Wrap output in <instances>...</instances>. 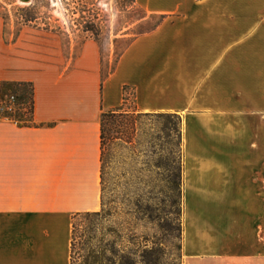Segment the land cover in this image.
Masks as SVG:
<instances>
[{"label": "crops", "instance_id": "obj_1", "mask_svg": "<svg viewBox=\"0 0 264 264\" xmlns=\"http://www.w3.org/2000/svg\"><path fill=\"white\" fill-rule=\"evenodd\" d=\"M157 24L108 74L102 46L4 41L0 81L34 85L0 119V264H71L73 216L102 207L101 115L182 119V264H264V0H134Z\"/></svg>", "mask_w": 264, "mask_h": 264}, {"label": "rangeland", "instance_id": "obj_2", "mask_svg": "<svg viewBox=\"0 0 264 264\" xmlns=\"http://www.w3.org/2000/svg\"><path fill=\"white\" fill-rule=\"evenodd\" d=\"M157 22L145 19L134 0H0L4 41L35 43L52 61L75 58L82 43L95 38L105 75L132 39ZM31 91L28 85L1 89L0 119L8 113L29 123ZM11 94L19 100L7 112ZM25 94L28 98L21 99ZM135 129L130 143L116 140L107 147L100 215L74 221L71 264H182V119L141 116Z\"/></svg>", "mask_w": 264, "mask_h": 264}, {"label": "trees", "instance_id": "obj_3", "mask_svg": "<svg viewBox=\"0 0 264 264\" xmlns=\"http://www.w3.org/2000/svg\"><path fill=\"white\" fill-rule=\"evenodd\" d=\"M10 85H18V86H30L31 87V113L32 119L29 123H20L18 119L13 118V116H9L10 119L18 122L22 125H30L33 121V112H34V85L30 82H10V81H0V91L1 89L5 90ZM28 96L25 94L21 97V99H26ZM19 100V99H18ZM24 101L20 102L23 103ZM151 114H141L138 113L136 116L133 113L128 111L123 112H115V111H105L101 115V183H102V193L104 195L105 188V174H106V151L107 147L113 145L116 140H120L124 143H130L132 135L135 132V123L138 117L146 116ZM104 204V203H103ZM100 212H85V213H77L73 216V228H72V249L75 248L76 244L74 243L76 237V222L79 218L89 219L92 216H98ZM81 238H87L89 236H80ZM95 257V254H93Z\"/></svg>", "mask_w": 264, "mask_h": 264}, {"label": "built area", "instance_id": "obj_4", "mask_svg": "<svg viewBox=\"0 0 264 264\" xmlns=\"http://www.w3.org/2000/svg\"><path fill=\"white\" fill-rule=\"evenodd\" d=\"M8 102H9V105L8 106H6V110H7V112L8 111H13L14 110V107L15 106H17V104H18V97H17V95H15V94H11L9 97H8ZM7 115H2V118H10L9 116V114L8 113H6Z\"/></svg>", "mask_w": 264, "mask_h": 264}]
</instances>
